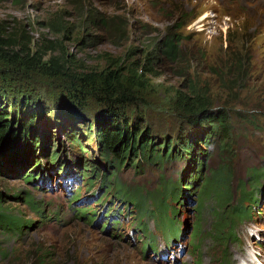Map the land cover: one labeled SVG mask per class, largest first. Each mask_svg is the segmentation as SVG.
I'll return each instance as SVG.
<instances>
[{
  "label": "rangeland",
  "instance_id": "1",
  "mask_svg": "<svg viewBox=\"0 0 264 264\" xmlns=\"http://www.w3.org/2000/svg\"><path fill=\"white\" fill-rule=\"evenodd\" d=\"M93 16L104 17L107 23H94ZM0 20L7 22L9 33L18 41L26 44L32 39L41 50L52 46L42 61H47L51 54L68 58L75 77L68 84H84L76 79L87 74L97 78L107 71L122 72L123 80L115 89L120 92L119 87H126L138 98V104L117 107L125 119L121 115L115 116V120L119 124L131 117L139 120L138 113H144L141 128L145 134L149 132L154 141L179 133L191 140L196 138L190 124L176 114L175 95L193 89L210 91L215 104L226 106L230 111L233 146L224 149L215 136L209 144L203 145L202 150L209 151L210 157L204 160L199 176L211 175L214 168L224 164L232 172L230 187L234 200L230 205H238L240 182L254 193V200L244 203L242 222H238L233 231L227 229L222 235L227 238L220 242L213 231L221 211H215L212 208L215 204L209 201L201 219H197V187L191 188L181 207L180 202L169 201L171 207L179 208L177 216L183 223L178 229L167 222L165 230L158 232L157 221L146 219L154 238L152 236L151 248L144 249L146 240L137 234L138 226L131 215L136 213L133 204L129 205L130 213L124 216L123 222H113L110 229H103L107 218L102 216H107L115 205L127 209L128 203L115 204V196H111L105 205L97 204L104 189L97 184L86 187L83 179L79 181L64 172L58 175V171H48L51 166L48 157L41 158L37 151L43 162L41 173L46 179L37 173V178L28 182L23 173L29 167H23L21 162L0 168L1 210L22 222L18 229L0 226V264H39L43 259L46 264H242L240 261L253 264L251 260H255L250 254L246 256L248 252L261 255L258 260L264 262V177L253 187L250 176L254 169L264 171V0H0ZM183 23L182 28L176 29ZM173 35H180V42L179 54L171 62L160 44ZM241 37L245 40L243 48L248 52H243L245 55L229 67L231 69L224 68L227 57L233 52L228 48L235 46ZM149 56L152 72L146 73L143 65ZM3 69L0 66L1 77L6 73ZM26 75L11 72L7 77H12L16 85L27 84L39 90L50 91V85L57 96H62L53 86L60 83L47 80L39 73L32 77L35 83H30ZM15 94L18 97L21 92ZM46 95L51 98L50 94ZM80 96L85 99L78 100L79 104L75 102L76 106L72 105L74 99L69 101L66 96L62 97L69 109L65 117L67 124L74 125L79 132L88 148L86 152L79 153L65 139L59 121L64 116L45 118L42 127L51 129L55 139L59 138L60 146L66 151L65 158L79 162L90 159L91 164L100 167L93 160L100 162L101 155L92 135L96 132L92 112L104 108L95 97L87 95L86 89ZM43 103L47 108L54 107L49 99ZM89 129L92 133L88 134ZM196 152L199 154L201 150ZM130 160L119 172L122 184L159 194V200L165 194L164 182L179 181L185 175L186 179L181 180L184 188L193 174L187 159H173L161 167L141 163L136 168L132 166L134 158ZM73 164V160H69L71 167ZM82 167L83 164L81 172ZM80 185L81 199L73 206L75 192H71ZM28 197L39 204L42 212L26 202ZM148 205L156 206L155 202ZM80 207L94 210L82 217ZM94 211L95 215L90 218ZM197 222L202 225V233L195 241L191 234Z\"/></svg>",
  "mask_w": 264,
  "mask_h": 264
},
{
  "label": "trees",
  "instance_id": "2",
  "mask_svg": "<svg viewBox=\"0 0 264 264\" xmlns=\"http://www.w3.org/2000/svg\"><path fill=\"white\" fill-rule=\"evenodd\" d=\"M91 21L99 24L107 23L104 17L96 18L93 16ZM184 25V23L182 25L179 24L176 29H180ZM8 27L9 25L6 21L0 20V64H4L0 66H3V70L6 71L4 77L2 76L3 78L0 76V162L3 163H0V168H2L1 166H11L21 162L23 167H29L28 171L23 173L28 182L33 178L36 179L37 173L38 176L46 179V175L41 173L43 166L41 158L48 157L51 165L48 171H58V175L64 172L72 178L76 177L79 181L83 179L86 187H93L97 184L100 189H104V194L96 202L97 204L102 203L105 205L111 196H115V204L117 202H127V209L115 205V209H110L107 216H102L107 218L102 227L103 229L108 230L111 228L113 222H123L126 218L124 216H127L128 212L130 213L129 205L133 204L136 213L131 215L134 216L132 218L136 223V227H139H137L139 230L137 234L144 237L142 240H146L143 244L144 249L151 248L150 242L153 236L146 219L154 218L157 221L158 232L165 230L164 227L167 226V222L178 229L179 225L183 223L177 216L179 208L171 207L169 201L180 202L181 207L188 197L186 193L191 188L197 187L195 190L197 193L195 199L197 201L195 205L197 219H201L203 208L209 201L215 204L212 207L215 211L217 210L218 213L221 211L220 218L217 220L213 231L220 242L227 238L222 237L227 229L233 231L235 225L238 222H242L246 210L244 203L245 201L254 200L253 191L251 193L245 183L243 181L240 182L242 186L240 187L241 196L238 200V205H230L234 197H232L230 187L232 172L229 168L222 164L214 168L211 175L203 174L199 176L200 168L202 167L203 170L204 160L210 157L209 151L202 150L203 145L209 144L215 136L224 149L229 150V146H233V124L230 111L226 106L220 107L216 105L210 91L204 93L193 89L188 93L179 92L175 95L173 106L176 114L183 121L190 124L193 128L192 135L196 136V138L191 140L190 137L179 133L172 138H169L167 134L162 141H154V137L149 132L145 134L144 129L141 128L144 113H138L139 120L131 117V119H126L122 124L117 123L115 120V116L120 117L121 115L125 119L124 114L116 110L117 107L129 103L138 104V98H135L126 87H119L122 91H116L115 85L120 83L124 77L122 72L107 71L97 78L93 74H87L76 79L84 82V84H68V81L75 80L74 71L69 64L68 58L51 54L47 61H42L53 47L50 46L45 50H41L32 39H28L26 44L20 42L9 33ZM173 36L166 37L165 39L167 40H163L160 44L166 59L171 62L175 61L179 54L178 45L180 42V35ZM244 42V38L241 37L235 46L228 48H231L233 52L227 57L224 68H232L236 65L237 60L245 55L243 52H248L243 48ZM36 55H39L40 58H36ZM151 61L150 56L146 57V61H144L143 67L146 73L152 72ZM11 72L28 74L26 77L29 78L28 82L30 83H35L32 82V77L35 76V73H39L41 77L47 80L60 83H54L53 86L62 96H66L69 101L74 99L73 106H76L75 102L78 100L85 99L80 96L81 93H85V89L88 96H93L100 102L99 104L104 109L102 110L99 107L94 113L92 112V120L96 126V132L92 133L91 129L86 130L88 134L92 133L97 141L96 149L101 155L100 162L97 159L93 160L100 164V167L91 164L89 162L90 159H86L85 162L80 159L79 162L76 159L65 158L64 154L66 151L60 146L59 138L55 139L51 129L45 130L42 127V122L47 118L56 119L59 115L64 116V119L59 121H61L60 124L65 131V139L67 138L71 147L77 149L79 153L87 151L86 149L88 148L83 143L74 125L70 127L67 124L68 121L65 117H68L69 109H66L65 105L67 103L63 100V97L59 94L57 96L55 89L52 90L50 85V91L46 89L39 90L36 86L28 87L27 84L16 85L15 81H12V77H7ZM64 82L66 85H63ZM227 87L230 88L228 85ZM16 91L21 92L20 96H16ZM46 94H50L51 98ZM116 95L119 97L115 99ZM48 99L53 102L54 107L47 108L44 105L43 101H48ZM48 121L49 125H52L51 120ZM197 139L200 141L199 143H197ZM39 147L40 149L38 150ZM198 149L201 150L199 154L196 152ZM37 151H40L41 158H38ZM131 157L134 158L132 166L135 168L139 167L141 163L159 164L161 167L167 162H172L173 159H183L184 161L187 159L190 161L189 167L193 174L187 179L186 187L184 188L181 186V180L183 182L186 179L185 175L179 181L164 182L165 186L162 191L165 194L159 200L161 198L159 194H150L139 189L134 190L132 187L123 185L120 181L119 172L129 161L131 162ZM69 160L74 162L72 167V164L69 165ZM82 164L84 167H82L83 170L81 172ZM104 168L105 170H103ZM250 176L253 178L251 184L255 187L257 181L264 177V171L254 169ZM81 187L80 185L72 190L71 194L75 192V195L71 204H75L77 200L81 199ZM191 201L194 202L193 200ZM26 202L36 211L42 212L39 204L32 198L28 197ZM148 202H155L156 206L151 208ZM1 205L2 201L0 200V226L7 225L10 229L21 228L22 222L4 213L1 210ZM228 208L229 211L227 212ZM89 209L86 207L78 208L82 217L89 216L88 214L94 210L89 211ZM95 212L90 215V218H93L92 216L95 215ZM201 233L202 225L197 222L191 236L196 241V238ZM44 260H41L39 264H46Z\"/></svg>",
  "mask_w": 264,
  "mask_h": 264
},
{
  "label": "bare ground",
  "instance_id": "3",
  "mask_svg": "<svg viewBox=\"0 0 264 264\" xmlns=\"http://www.w3.org/2000/svg\"><path fill=\"white\" fill-rule=\"evenodd\" d=\"M248 254H250L251 256H252V258L255 260V261H253V260H251L252 262H253V264H257V263H260L261 264V262H263L262 260H258V258L261 256V255H257V254H254V253H250V252H248L247 254H246V256H248ZM244 258H245V256H244ZM248 260V259H247ZM248 262V261H247ZM256 262V263H255ZM240 263H242V264H244L242 261H240Z\"/></svg>",
  "mask_w": 264,
  "mask_h": 264
}]
</instances>
